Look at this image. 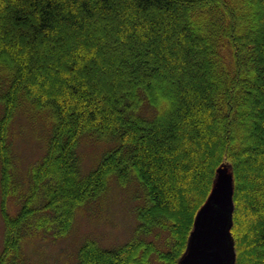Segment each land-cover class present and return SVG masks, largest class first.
Listing matches in <instances>:
<instances>
[{
	"label": "trees",
	"instance_id": "obj_1",
	"mask_svg": "<svg viewBox=\"0 0 264 264\" xmlns=\"http://www.w3.org/2000/svg\"><path fill=\"white\" fill-rule=\"evenodd\" d=\"M19 115L51 130L26 183ZM85 137L114 143L86 176ZM223 167L236 264H264V0H0V264L30 231L68 237L113 176L145 190L135 236L79 264H179Z\"/></svg>",
	"mask_w": 264,
	"mask_h": 264
},
{
	"label": "rangeland",
	"instance_id": "obj_2",
	"mask_svg": "<svg viewBox=\"0 0 264 264\" xmlns=\"http://www.w3.org/2000/svg\"><path fill=\"white\" fill-rule=\"evenodd\" d=\"M50 136V126L42 117H36L30 122L27 116L19 115L14 122L13 147L24 183L28 182L29 169L46 154ZM113 147L114 143L108 140L83 138L78 150L82 174L86 176L94 171L102 157ZM222 170L223 174H230L227 168L223 167ZM145 205V190L135 178L128 185L121 186L113 176L103 196L77 210L74 229L68 237L57 238L52 230L28 232L22 243V256L18 264H79L78 252L88 241H96L108 249L120 247L135 236L138 227L137 211ZM12 210L14 213L17 211L16 208ZM242 218L247 228L246 213ZM3 235L4 224L0 215V250L3 247Z\"/></svg>",
	"mask_w": 264,
	"mask_h": 264
},
{
	"label": "water",
	"instance_id": "obj_3",
	"mask_svg": "<svg viewBox=\"0 0 264 264\" xmlns=\"http://www.w3.org/2000/svg\"><path fill=\"white\" fill-rule=\"evenodd\" d=\"M234 210L232 176L220 169L210 198L197 214L189 251L179 264H236Z\"/></svg>",
	"mask_w": 264,
	"mask_h": 264
}]
</instances>
